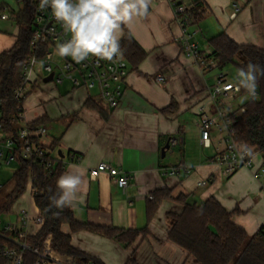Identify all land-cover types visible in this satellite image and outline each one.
<instances>
[{
  "label": "crops",
  "instance_id": "crops-1",
  "mask_svg": "<svg viewBox=\"0 0 264 264\" xmlns=\"http://www.w3.org/2000/svg\"><path fill=\"white\" fill-rule=\"evenodd\" d=\"M178 1L188 7L202 2L207 8L199 26L190 28L203 54L212 55L208 40L221 33L238 45L264 50V0ZM235 6L240 11L233 18ZM6 7L10 18L2 20ZM23 8L16 0H0V54L16 44L19 27L11 12L19 13ZM124 27L148 55L138 69L129 63L130 75L117 109L102 102L97 91L75 89L70 81L46 83L49 76L38 68L23 103L24 123L47 119L48 135L43 144L50 147L58 142L57 155H52L63 160L64 173L70 165L84 172L78 198L70 206L77 221L146 230L147 237H139L127 248L90 232L73 233L64 225L62 233L70 236L73 247L89 260L66 263L54 255L47 264H127L132 256L138 264H198L169 238L175 216L183 211L175 201L180 196L198 203L216 199L234 213L233 222L249 236L264 226V178L258 179L246 169L225 177L222 167L214 163L215 149L201 145L198 108L207 103L206 88L213 85V74H202L194 61L182 53L181 29L170 3L152 0L146 18L135 17ZM124 34L123 29L120 40ZM159 77L165 78L163 84L157 81ZM175 140L181 144L174 146ZM169 142L171 148L163 157ZM101 163L110 164L130 178L126 194L108 175L91 179V170ZM174 170L179 174L171 176ZM204 181L207 186L200 187ZM165 190L171 193L172 200L163 199L157 212L150 215V198ZM16 206L14 223L20 209L40 214L27 193ZM38 233L30 226L29 235Z\"/></svg>",
  "mask_w": 264,
  "mask_h": 264
},
{
  "label": "trees",
  "instance_id": "trees-1",
  "mask_svg": "<svg viewBox=\"0 0 264 264\" xmlns=\"http://www.w3.org/2000/svg\"><path fill=\"white\" fill-rule=\"evenodd\" d=\"M150 10V8H149ZM188 12L193 16L195 25L204 20L207 8L202 2L188 7ZM33 7L27 3L19 12H11V16L19 27V35L14 47L0 54V123L3 133L15 139L17 147L20 146L18 132L21 124L18 119L19 104L15 101V90L22 81L23 69L34 51L30 46L33 35ZM124 36L120 40L123 55L133 69H138L147 57V52L136 42L130 32L123 26ZM212 49V57L223 69L228 64H234L237 70L245 67L249 62L264 67V50L255 46L238 45L226 33H221L208 40ZM47 47L42 48L43 52ZM241 57V63H235ZM259 99L249 100L246 103L247 113L236 125V139L253 148L264 156V77H259ZM28 95H26L25 99ZM24 99V101H25ZM23 101V102H24ZM47 119H40L29 124L31 129L45 126ZM58 148L55 141L47 150L49 158ZM51 171H46L39 159L25 160L18 154L15 164L18 170L13 174L14 187L4 195L0 191V218L10 213L16 203L26 193L30 176L34 181L36 191L35 203L40 210L45 223L39 233L29 238L30 250L26 251L22 264H37L50 243L52 252L64 262L82 263L89 257L75 249L71 237L62 233V226L67 225L73 233L90 232L130 248L139 237L146 238L147 231L123 230L113 226H98L81 223L76 220L71 207L63 210L50 207L49 197L59 195L56 181L64 173L62 159H54ZM5 186V185H4ZM163 199L172 200L169 191H159L154 194L149 207L150 215L158 210V205ZM183 206L180 215L175 216V223L169 232L170 240L184 249L198 264H264V226L254 235L249 236L245 230L233 222V212L227 211L216 199L211 198L205 202H190L188 197L180 196L176 200ZM59 212L57 216L56 213ZM0 235V251L17 247L11 238L12 235ZM38 251V254L35 253ZM8 259L0 256V264H8ZM72 263V264H73ZM127 264H138L132 256Z\"/></svg>",
  "mask_w": 264,
  "mask_h": 264
},
{
  "label": "built area",
  "instance_id": "built-area-1",
  "mask_svg": "<svg viewBox=\"0 0 264 264\" xmlns=\"http://www.w3.org/2000/svg\"><path fill=\"white\" fill-rule=\"evenodd\" d=\"M165 1L170 3L176 22L181 29L179 42L182 53L194 61L202 74H213L214 83L206 88L207 103L198 108L201 145L204 148L215 149L214 163L222 167L225 177L230 178L238 171L246 169L253 172L256 178H264V156L250 146L239 142L235 132L237 123L247 113L246 103L252 99H259L258 90L256 89V96L252 98L243 89L237 92L235 87H231L235 82L230 81L225 73L219 72L222 70L219 63L212 55L203 54L195 41L196 33L190 31L195 20L189 14L188 6L178 0ZM17 2L23 6L29 3L34 9V31L30 42L34 54L24 66L21 84L14 92L15 101L19 104L18 119L21 124L18 132L19 147L14 138L7 137L3 133V125L0 123V191L4 188L3 171L16 163L18 154L25 160L39 159L46 171H51L54 166L52 159L54 157L53 155H51L52 158L48 157L50 152L42 142L48 135L47 128L40 126L31 129L24 123L23 101L34 83L38 68H42L47 76L54 75L53 81L58 84L70 81L75 89L97 91L99 99L111 109H117L120 106L124 95L123 86L130 75V65L123 54L114 58L113 61L98 60L89 56L79 64L75 63L71 57H60L57 54V44L70 39L71 33L65 32L62 24L54 18L50 8L44 10L39 8L40 0H17ZM8 10V7L3 9L2 20L10 18ZM239 11V7L235 6L233 18L237 17ZM44 47L48 48L45 52L42 50ZM157 81L163 84L165 78L159 77ZM180 144L179 140L173 142L174 146ZM71 159L74 160L75 157L72 156ZM103 174L108 175L126 194L130 178L123 171L110 164L101 163L91 170L90 177L96 180ZM178 174L179 171L174 170L171 176ZM34 181L35 179L30 176L26 189L27 195L32 200H35L36 196ZM207 184L208 182L204 181L199 186L206 187ZM150 199L153 200V197ZM44 223L45 220L41 214L34 215L26 209H20L17 223L6 225L1 230L12 235L11 240L17 244V247L0 251V256L8 259V264H22L25 252L30 250L29 238L34 237L29 235L30 226L40 231ZM0 235L3 233L0 232ZM35 253L38 254V251ZM54 255L50 243L47 242L46 249L40 255L41 260L37 264H47Z\"/></svg>",
  "mask_w": 264,
  "mask_h": 264
},
{
  "label": "clouds",
  "instance_id": "clouds-1",
  "mask_svg": "<svg viewBox=\"0 0 264 264\" xmlns=\"http://www.w3.org/2000/svg\"><path fill=\"white\" fill-rule=\"evenodd\" d=\"M151 4L152 0H40L39 8H50L65 32L71 33L70 39L57 44V54L71 57L79 64L89 56L106 61L121 56L123 26L130 25L135 17L146 18ZM259 77H264V67L249 62L237 70L236 82L231 87L237 92L243 89L254 98ZM83 177L82 170L70 165L56 181L59 195L49 197L50 207L63 210L71 206L78 198Z\"/></svg>",
  "mask_w": 264,
  "mask_h": 264
},
{
  "label": "rangeland",
  "instance_id": "rangeland-1",
  "mask_svg": "<svg viewBox=\"0 0 264 264\" xmlns=\"http://www.w3.org/2000/svg\"><path fill=\"white\" fill-rule=\"evenodd\" d=\"M17 1V0H16ZM12 25V24H11ZM239 59H242L241 57L237 58L235 60V63H241ZM228 76V79L232 82H236L237 79V68L234 64H228L226 67H224L221 71ZM217 73V72H216ZM56 151L53 152L54 157L57 155L55 153ZM18 170V165L13 164L10 168L4 169L3 171V181H4V188L1 190V193L4 195L9 194L13 187V181H12V176L13 174ZM16 208L17 206L15 205L14 208L10 213L2 215L0 218V230H2L6 225L12 224L17 220V213H16ZM251 237V236H250Z\"/></svg>",
  "mask_w": 264,
  "mask_h": 264
},
{
  "label": "water",
  "instance_id": "water-1",
  "mask_svg": "<svg viewBox=\"0 0 264 264\" xmlns=\"http://www.w3.org/2000/svg\"><path fill=\"white\" fill-rule=\"evenodd\" d=\"M54 79V75H50L48 78L45 79V82L46 83H49V82H52ZM171 148V143L169 142L166 147L163 149L162 151V156L165 157V152L166 150L170 149ZM59 155H61L62 158H64V156L62 155V152H59Z\"/></svg>",
  "mask_w": 264,
  "mask_h": 264
}]
</instances>
